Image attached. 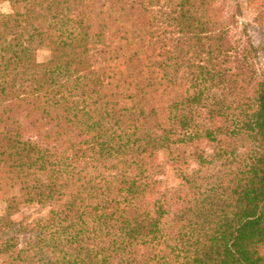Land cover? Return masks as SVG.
<instances>
[{
  "label": "trees",
  "instance_id": "1",
  "mask_svg": "<svg viewBox=\"0 0 264 264\" xmlns=\"http://www.w3.org/2000/svg\"><path fill=\"white\" fill-rule=\"evenodd\" d=\"M1 1L0 264H264V0Z\"/></svg>",
  "mask_w": 264,
  "mask_h": 264
},
{
  "label": "rangeland",
  "instance_id": "2",
  "mask_svg": "<svg viewBox=\"0 0 264 264\" xmlns=\"http://www.w3.org/2000/svg\"><path fill=\"white\" fill-rule=\"evenodd\" d=\"M240 8V14L237 16L238 25L237 29L235 31V37L237 39L245 40V37L243 36V32L246 31L249 38L251 39V42L258 46L260 42L259 34H258V28L255 22L253 21L254 18V12L253 10L248 6L247 0H226V15L228 17L234 15L236 13V4ZM10 10L8 4L6 2H3L0 0V13H5ZM49 56L48 50L44 49L38 52V61L43 62L45 61ZM259 73L264 77V60L260 59V65H259ZM159 161L165 162V158L160 154L158 156ZM162 180V187H176L179 183V180L174 175L173 171L170 167H166L164 170V174L160 177ZM4 202L0 200V215L3 213L4 209ZM36 215L34 208H27L24 209L20 214L15 216L14 218L16 220H19L23 216H28L30 219L34 218Z\"/></svg>",
  "mask_w": 264,
  "mask_h": 264
}]
</instances>
